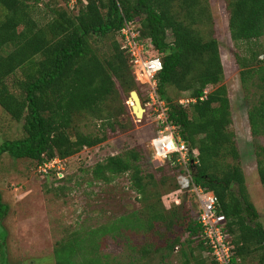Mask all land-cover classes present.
<instances>
[{"label":"trees","instance_id":"trees-1","mask_svg":"<svg viewBox=\"0 0 264 264\" xmlns=\"http://www.w3.org/2000/svg\"><path fill=\"white\" fill-rule=\"evenodd\" d=\"M70 1L64 0L62 7L46 0H0V106L22 122L26 133L22 138L5 140L0 155L30 158L39 165L102 143L108 138V128L115 132L117 120L112 119L117 113L112 103L121 97V91L142 89L119 36L125 22L134 21L141 38H150L163 60L157 76L158 92L167 102L168 120L191 149L199 150V161L192 168L194 183L217 194L238 263L258 258V264H264V225L258 221L260 215L248 191L236 135L230 129L231 99L224 83L219 40L213 33L210 0H76L73 5ZM225 2L231 38L237 45L246 44L252 60L250 64L247 55H237L242 82L248 87L257 77L256 87L261 90L248 111L252 133L259 135L264 133V61L254 45L264 35V0ZM43 5L52 14L40 23L32 10ZM75 9L78 12L74 14ZM13 75L17 76L15 89L21 94L8 82ZM170 87L187 93L189 102L176 100ZM143 93L146 95L145 90ZM89 117L101 121L100 131L79 128L78 122ZM258 148V173L264 185V145ZM140 160L141 152L130 148L98 162L92 173L105 182L129 174L132 188L148 208L147 221L124 216L92 230L84 239L76 235L63 241L55 248L56 264H104L97 256L79 259L75 255L85 248L84 242L89 243L88 248H97L96 235L115 229H150L156 223L167 229L186 224L188 250L183 251L182 264H206L202 254L207 246L200 237L197 214L186 221V215L178 214L173 203L166 207L158 190L159 180L154 173L143 172ZM172 167L176 168L174 192L179 189L181 167ZM6 211L0 197V219ZM179 242L183 244L176 238L168 248ZM192 244L201 251L199 256Z\"/></svg>","mask_w":264,"mask_h":264},{"label":"rangeland","instance_id":"rangeland-1","mask_svg":"<svg viewBox=\"0 0 264 264\" xmlns=\"http://www.w3.org/2000/svg\"><path fill=\"white\" fill-rule=\"evenodd\" d=\"M46 3L65 7L64 0H46ZM210 4L213 33L219 40L224 66V83L231 99L233 123L230 129L236 135L248 191L260 215L258 221L264 225V185L258 173L256 152L258 145H264V133H252L248 116L261 90L256 87L257 77L249 82L248 87L242 82V67L237 55H247L250 64L252 60L246 44L237 45L231 38L225 0H210ZM75 10L74 14L78 12ZM51 14L44 5L32 10L33 17L40 23L46 22ZM254 47L264 61V35ZM19 76L22 77L21 72ZM8 82L16 91L17 76L9 77ZM144 89L139 86L135 88L142 96L143 105L148 101ZM169 92L176 100L188 96L173 87L169 88ZM130 93L121 91V97L112 103L113 111L117 113L112 119L117 120V130L113 132L108 128L105 141L93 147H84L61 160L56 164L59 167L52 170L54 173L42 174L35 160L30 158L17 159L9 153L0 155V197L7 206L5 215L0 219V264H56L55 248L63 241L76 235L84 239L92 230L118 222L124 216H135L145 221L149 216L148 208L132 188L129 174L105 182L95 179L92 173L98 162L130 148L141 152L143 172L156 175L160 182L158 190L166 207L173 203V209L181 216L186 215V221L195 217L199 205L194 201V195L190 191H172L176 169L172 166L179 165H173V159L162 161L155 153L153 140L161 135L162 127L154 110L149 106L142 118L136 117ZM100 124V120L91 117L78 122L82 131L94 133L100 131ZM25 135L22 122L14 120L0 106V145L5 140L19 139ZM185 228L186 224L167 229L164 224L156 223L150 229H115L95 236L97 248H88L89 243L84 242L85 248L78 251L75 257L97 256L104 264H182L185 258L183 251L188 250L189 234ZM176 238H180L183 244L179 242L169 249L168 244ZM194 248L195 255L199 256L201 251L196 245ZM202 255L206 264H212L208 256ZM244 264H258V258L247 259Z\"/></svg>","mask_w":264,"mask_h":264},{"label":"built area","instance_id":"built-area-1","mask_svg":"<svg viewBox=\"0 0 264 264\" xmlns=\"http://www.w3.org/2000/svg\"><path fill=\"white\" fill-rule=\"evenodd\" d=\"M71 0L70 3H75ZM70 4V5H73ZM134 21H126L120 31L122 49L129 54L130 65L136 81L145 88L148 101L144 103L145 109L150 106L160 122L162 130L160 136L153 140L155 153L162 161L173 159V165L181 167L177 176L179 189L176 192L190 191L198 205L197 220L202 227L200 237L207 249L204 255L215 264H239L236 257L233 236L227 230L226 216L218 209V196L210 189L197 185L193 181V166L198 163L199 150L191 149L188 142L176 134V127L167 116V102L158 92V73L163 69V60L155 49L150 38L142 39L140 31ZM190 99L182 98L181 103ZM146 112V111H145ZM62 159L55 157L43 161L38 165V171L46 174L56 169V164ZM172 194V193H170Z\"/></svg>","mask_w":264,"mask_h":264},{"label":"water","instance_id":"water-1","mask_svg":"<svg viewBox=\"0 0 264 264\" xmlns=\"http://www.w3.org/2000/svg\"><path fill=\"white\" fill-rule=\"evenodd\" d=\"M131 99L134 102L132 105V110L135 113V116L138 118H142L146 111L145 107L143 106L142 99L137 90H132L130 93Z\"/></svg>","mask_w":264,"mask_h":264},{"label":"bare ground","instance_id":"bare-ground-1","mask_svg":"<svg viewBox=\"0 0 264 264\" xmlns=\"http://www.w3.org/2000/svg\"><path fill=\"white\" fill-rule=\"evenodd\" d=\"M131 104L133 105L134 104V102L131 100Z\"/></svg>","mask_w":264,"mask_h":264}]
</instances>
